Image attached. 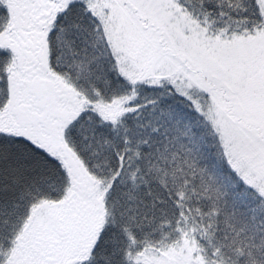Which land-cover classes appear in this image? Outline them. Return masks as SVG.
<instances>
[{"label": "snow or ice", "instance_id": "obj_1", "mask_svg": "<svg viewBox=\"0 0 264 264\" xmlns=\"http://www.w3.org/2000/svg\"><path fill=\"white\" fill-rule=\"evenodd\" d=\"M0 264H264V0H0Z\"/></svg>", "mask_w": 264, "mask_h": 264}]
</instances>
